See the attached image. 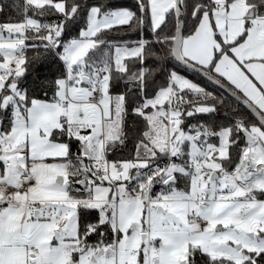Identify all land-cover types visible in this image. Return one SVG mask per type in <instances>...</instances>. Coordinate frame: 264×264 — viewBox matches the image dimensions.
Masks as SVG:
<instances>
[{
  "label": "snow or ice",
  "instance_id": "obj_1",
  "mask_svg": "<svg viewBox=\"0 0 264 264\" xmlns=\"http://www.w3.org/2000/svg\"><path fill=\"white\" fill-rule=\"evenodd\" d=\"M0 17V264H264V0Z\"/></svg>",
  "mask_w": 264,
  "mask_h": 264
},
{
  "label": "trees",
  "instance_id": "obj_2",
  "mask_svg": "<svg viewBox=\"0 0 264 264\" xmlns=\"http://www.w3.org/2000/svg\"><path fill=\"white\" fill-rule=\"evenodd\" d=\"M11 2V0H9ZM19 2H22V0H19ZM112 4H114L117 7H124L135 10L137 0H110ZM13 15L16 13L13 12ZM2 18V17H0ZM113 35H116L120 38L125 39H136L137 35L135 31L125 33V32H119V33H113ZM146 35V33H145ZM30 55L32 53H29ZM175 64V61H171L165 64V68L169 67L170 65ZM61 67L58 61L54 59H46L42 63L38 64L35 67V77H29V80L27 81L28 84H32L34 82H40V81H46V80H54L58 75V70ZM179 71H181L182 74L187 75L189 78L196 80L197 82L201 81V77L191 73L190 71H186L182 66H178ZM45 90L48 92V95L51 96L52 91L50 87L45 88Z\"/></svg>",
  "mask_w": 264,
  "mask_h": 264
},
{
  "label": "water",
  "instance_id": "obj_3",
  "mask_svg": "<svg viewBox=\"0 0 264 264\" xmlns=\"http://www.w3.org/2000/svg\"><path fill=\"white\" fill-rule=\"evenodd\" d=\"M182 66V65H181ZM183 67V66H182Z\"/></svg>",
  "mask_w": 264,
  "mask_h": 264
}]
</instances>
